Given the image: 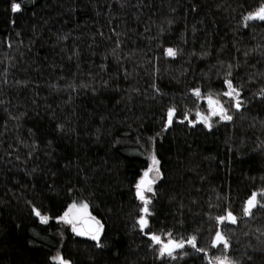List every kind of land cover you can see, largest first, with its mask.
Here are the masks:
<instances>
[{
	"label": "trees",
	"instance_id": "1",
	"mask_svg": "<svg viewBox=\"0 0 264 264\" xmlns=\"http://www.w3.org/2000/svg\"><path fill=\"white\" fill-rule=\"evenodd\" d=\"M262 2L0 0V264H264V210L243 211L264 191V22L244 23ZM153 154L145 214L136 185ZM84 203L100 246L61 219ZM226 210L236 223L217 221ZM147 232L196 247L161 258Z\"/></svg>",
	"mask_w": 264,
	"mask_h": 264
},
{
	"label": "snow or ice",
	"instance_id": "2",
	"mask_svg": "<svg viewBox=\"0 0 264 264\" xmlns=\"http://www.w3.org/2000/svg\"><path fill=\"white\" fill-rule=\"evenodd\" d=\"M21 10L20 3H13L12 4V11L17 12ZM261 21L264 22V2L260 3L258 7L254 11H250L244 17L245 26H247L248 21ZM167 53L169 55H175L173 49L168 48ZM224 83L227 85V91L223 93V96L230 98L232 101V106L236 109H240L242 107V101L240 99L239 91L233 86V82L230 79H226ZM194 94L197 97L201 96L200 89H193ZM264 95V94H262ZM208 104L211 107V115L216 116L219 115L221 119L230 121L232 120V116L228 114L229 109L226 108L223 102L219 100H214L211 95L205 97ZM175 112L174 108H170L168 110V124L172 123L173 113ZM198 116L203 120V122L211 128L212 125L210 123V119L208 116H205L201 113H197ZM193 122V121H190ZM152 164L151 166L144 172L143 177L136 185L137 189V196L141 201L144 203V207L141 209L142 212L145 214L149 213L148 204L151 202L149 198L145 195V192L151 193L153 192L152 185L155 183V179L149 178V173L155 172V177L159 178L162 176V172L160 170V161L156 158L155 154L151 156ZM258 197H264V191L252 192L250 196L245 201V207L243 209L244 213L248 216L253 215V209L259 208L260 210H264V199H259ZM88 205L87 203L81 204L77 207L76 204H72L67 212L64 213V216L61 217L66 223L72 225V231L76 232L78 235H88L97 242V246H100V236L103 230V225L100 223L99 220H96L95 217H91L90 213L87 211ZM34 214L41 219L42 222L47 223L48 217L41 214L39 209L33 208ZM75 213V214H74ZM217 221L220 224H223L225 220L230 221L231 223H236V216L232 213L231 210H226V215H221L216 217ZM77 223L81 225V227H77ZM141 230L145 229L148 225V220L146 216H143L138 221ZM149 236L150 240L154 242L156 245L159 246V255L161 258L165 256L173 257V253L178 248H183L185 243L191 244L194 248L196 247V238L195 236L190 237L187 241L175 240L171 237V233H168V239L165 241L156 233L147 232L145 233ZM222 245V250H227L230 248V244L228 239L221 231H217L215 233V237L213 240V247H218ZM197 251L203 252L204 249L197 248ZM174 258V257H173ZM53 260L56 264H71L69 259H65L63 255L58 254L57 256L53 257ZM215 264H236V261L232 260L229 256H218L215 257Z\"/></svg>",
	"mask_w": 264,
	"mask_h": 264
},
{
	"label": "rangeland",
	"instance_id": "3",
	"mask_svg": "<svg viewBox=\"0 0 264 264\" xmlns=\"http://www.w3.org/2000/svg\"><path fill=\"white\" fill-rule=\"evenodd\" d=\"M248 22H251V21H248ZM152 156V155H151ZM151 156H150V166H151V164H152V161H151ZM159 167H160V165H159ZM150 177L151 178H153V179H155V184L158 182V180L160 179V177L159 178H156L155 177V172H152L151 173V175H150ZM155 186V185H154ZM154 186H152V188L154 187ZM147 192H145V194H146ZM77 207H79V206H77ZM69 210V209H68ZM87 211H88V213H90V209H89V207H88V209H87ZM75 214V213H74ZM90 215H91V213H90ZM91 217H92V215H91ZM63 220V219H62ZM77 227H81V225L79 224V223H77ZM77 236H80V237H84V238H88V239H91V237L90 236H88V235H78L76 232H74ZM102 233H103V230H102V232H101V236H102ZM101 236H100V238H101ZM91 240H93V239H91Z\"/></svg>",
	"mask_w": 264,
	"mask_h": 264
},
{
	"label": "water",
	"instance_id": "4",
	"mask_svg": "<svg viewBox=\"0 0 264 264\" xmlns=\"http://www.w3.org/2000/svg\"><path fill=\"white\" fill-rule=\"evenodd\" d=\"M150 175H151V173H149V178H151L150 177ZM155 185V183L152 185V186H154ZM97 220V219H96ZM230 224H233V223H231L230 221H228ZM144 230V229H143ZM178 249H182V248H178ZM177 250V249H176Z\"/></svg>",
	"mask_w": 264,
	"mask_h": 264
}]
</instances>
